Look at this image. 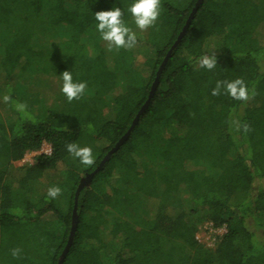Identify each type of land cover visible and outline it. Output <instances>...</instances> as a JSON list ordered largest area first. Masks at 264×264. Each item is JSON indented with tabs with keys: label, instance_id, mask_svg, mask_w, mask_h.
<instances>
[{
	"label": "trees",
	"instance_id": "trees-1",
	"mask_svg": "<svg viewBox=\"0 0 264 264\" xmlns=\"http://www.w3.org/2000/svg\"><path fill=\"white\" fill-rule=\"evenodd\" d=\"M196 2L161 0L141 31L133 0H0V264H59L69 239L62 264H264V0H203L166 60ZM115 7L131 50L97 31L95 13ZM213 50L217 66L200 68ZM66 70L87 83L79 100L61 92ZM237 78L247 101L211 94ZM44 144L50 154L16 165ZM205 221L225 227L212 247L197 238Z\"/></svg>",
	"mask_w": 264,
	"mask_h": 264
},
{
	"label": "clouds",
	"instance_id": "clouds-1",
	"mask_svg": "<svg viewBox=\"0 0 264 264\" xmlns=\"http://www.w3.org/2000/svg\"><path fill=\"white\" fill-rule=\"evenodd\" d=\"M127 11L131 14L136 27L141 31H146L150 27H154L159 19L161 0H133ZM123 16L124 11L119 7L95 13V19L98 22L96 25L97 31L100 33L101 39L107 43L109 50L113 47L131 50L138 43L136 32L125 24ZM198 65L200 68H206L209 71L213 70L217 66L215 51L201 55L198 58ZM61 77V92L67 98V101L72 102L82 98L85 94L87 83L74 81L72 72L67 70L61 74ZM222 90L224 94L230 96L233 100L247 101L250 98L248 87L242 78L231 81L218 80L211 94L213 96L220 95ZM3 100L8 103L11 101V96L6 94ZM15 106L17 111H26V104L24 103H17ZM244 130L248 131L249 127L245 125ZM66 150L86 167H90L95 163L92 148L89 146H81L72 142L66 145ZM61 193L62 189L59 186H51L47 190V196L51 199H56ZM20 251L19 248H15L12 250V255L18 258Z\"/></svg>",
	"mask_w": 264,
	"mask_h": 264
},
{
	"label": "water",
	"instance_id": "water-1",
	"mask_svg": "<svg viewBox=\"0 0 264 264\" xmlns=\"http://www.w3.org/2000/svg\"><path fill=\"white\" fill-rule=\"evenodd\" d=\"M203 0H197L190 16H189V19L187 21V24L185 25V27L183 28L182 32L179 34L177 40L174 42V44L172 45V47L170 48L169 50V53L166 57V60L168 59V57L171 55L173 49L178 45V43L181 41L183 35L185 34L186 32V29L193 17V15L195 14V12L197 11V9L199 8L200 4L202 3ZM157 81L158 79L155 80V82L153 83L152 85V89H151V92H150V96L147 100V102L144 104V106L141 108V110L139 111V114L137 115V117L135 118V120L133 121V124L131 126V128L129 129V131L117 142V144L106 154V156L103 158V160L101 161V163L99 164V166L91 173H88L85 177H83L79 183V187H78V191H80L81 189H83L84 187H87L91 184V181H92V178L93 176L98 172V170L101 168V166L108 160V158L115 152L118 150V148L125 142V140L127 139V137L129 136L130 132H131V129L134 127L137 119L139 118V115L140 113L146 109V107L148 106V104L150 103V100L155 92V89H156V85H157ZM73 222H74V226H73V231L75 230V227L77 225V222H78V215H77V211H76V207L73 211ZM71 241L72 239H69V242L67 244V248L65 250V252L63 253V256L59 262V264H62L63 262V259L65 257V254L66 252L68 251L70 245H71Z\"/></svg>",
	"mask_w": 264,
	"mask_h": 264
},
{
	"label": "rangeland",
	"instance_id": "rangeland-1",
	"mask_svg": "<svg viewBox=\"0 0 264 264\" xmlns=\"http://www.w3.org/2000/svg\"><path fill=\"white\" fill-rule=\"evenodd\" d=\"M46 145L47 144H44L39 151L27 152L22 160L16 162V165L20 166L34 162L37 154L44 153L43 147H46ZM208 224H210V222L205 221L203 225L200 226L197 235L200 236L202 242H204L207 246L212 247L216 244L217 240H219L220 236L225 232V227L208 226ZM209 228H214V231H216L217 233L211 232Z\"/></svg>",
	"mask_w": 264,
	"mask_h": 264
},
{
	"label": "built area",
	"instance_id": "built-area-1",
	"mask_svg": "<svg viewBox=\"0 0 264 264\" xmlns=\"http://www.w3.org/2000/svg\"><path fill=\"white\" fill-rule=\"evenodd\" d=\"M44 149V153H47V154H50L51 153V146L50 145H46V147H43ZM208 226H213L211 223L210 224H208ZM210 230H211V232H215V233H217L216 231H214V228H209ZM214 233V234H215ZM197 238L200 240V241H202L201 240V238H200V236L199 235H197Z\"/></svg>",
	"mask_w": 264,
	"mask_h": 264
}]
</instances>
